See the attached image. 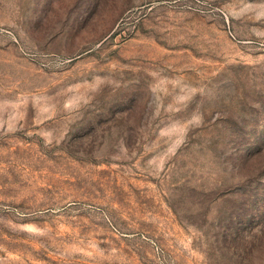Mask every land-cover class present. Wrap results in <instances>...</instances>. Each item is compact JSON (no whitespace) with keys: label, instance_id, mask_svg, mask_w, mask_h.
<instances>
[{"label":"rangeland","instance_id":"obj_1","mask_svg":"<svg viewBox=\"0 0 264 264\" xmlns=\"http://www.w3.org/2000/svg\"><path fill=\"white\" fill-rule=\"evenodd\" d=\"M0 264H264V0H0Z\"/></svg>","mask_w":264,"mask_h":264}]
</instances>
